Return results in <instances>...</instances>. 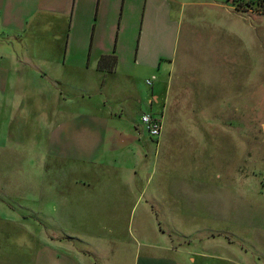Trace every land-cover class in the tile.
<instances>
[{"label": "crops", "instance_id": "obj_1", "mask_svg": "<svg viewBox=\"0 0 264 264\" xmlns=\"http://www.w3.org/2000/svg\"><path fill=\"white\" fill-rule=\"evenodd\" d=\"M226 3L233 0H0V155L9 156L0 162V254L16 235L15 204L26 205V216L44 217L34 233L39 238L29 224L39 264H197L160 226L139 247L140 226L188 215L195 189L203 193L206 219L228 216L242 227L243 200L232 214L223 213L238 202L234 193H216L208 155L215 133L228 137L230 129L164 127L154 141L140 123L154 112L164 126L188 9ZM224 110L226 121L227 101ZM203 144L199 175L186 163L185 174L174 176L188 148ZM169 157L173 164L158 174L157 164ZM24 172L33 173L28 186L21 183ZM257 208L252 204L250 230H239L264 234ZM225 236L239 239L237 247L225 244L226 257ZM207 240L203 250L223 264H264L263 249L237 229H211Z\"/></svg>", "mask_w": 264, "mask_h": 264}, {"label": "rangeland", "instance_id": "obj_2", "mask_svg": "<svg viewBox=\"0 0 264 264\" xmlns=\"http://www.w3.org/2000/svg\"><path fill=\"white\" fill-rule=\"evenodd\" d=\"M237 1L241 3L240 0ZM249 1L253 3L252 0ZM260 8L254 4L251 8L240 10L237 9V3L233 1L221 8L188 9L182 23L183 33L176 57V67L173 70L171 97L167 102L164 116L165 129L173 130L181 127L207 129L209 126L223 128L224 124L226 129H230L231 134L228 137L215 133L214 144L208 155L213 154L214 165L211 175L216 193L223 195L234 193L233 198L236 197L238 202L232 210L229 211L228 207V211L223 210V213L232 214L243 200L242 206L239 205V209H243V213L240 211L243 218L242 227L235 228L228 216L227 218L221 216L217 221L213 217L206 219L203 216L201 198L203 193L198 190L196 192L195 189V196L190 198L193 209L188 215H178L176 223L172 224L143 223L140 226L139 247L152 242L153 234L157 233L156 228L160 226L162 230L167 231L168 237H173H171L172 246L176 250L196 255L197 264H223L220 259L211 258L210 255L213 253L203 248L208 241L209 230L225 228L228 231L231 228L237 229L239 237L243 239L245 237L249 239L252 236L256 246L264 251V234L239 230H250L247 229V224L252 221L250 218L252 204L254 209L257 204L259 207L257 208L258 223L253 222V224L260 226L261 223L264 229V123H261L264 122V13ZM226 101L228 107L231 105V117L224 121ZM175 136L178 139L182 134L176 133ZM195 137L207 138L202 134ZM260 137L262 141L258 140ZM219 140L221 142L217 143ZM223 141L225 144L222 143ZM194 148L195 146L188 148L189 154H183L181 167L175 164L172 170L174 176L185 174L184 164L186 163L188 168L193 167L190 168V173L192 170L194 172L191 173L192 176L199 175L205 168L207 144L196 150ZM8 157L6 154L0 155V160ZM171 160L170 157L161 160L157 164L156 172L165 173V165L173 164ZM40 164L41 158L37 161L38 170ZM21 176L23 178L21 183L27 186L34 180L33 173L24 172ZM217 177L220 181L216 179ZM35 182H37L36 179ZM154 185L155 182L153 187ZM25 206L17 204L13 206L19 212L17 218L12 217V221H15L18 226L16 235L15 238L10 237L6 240L10 250L0 254V261L7 254L5 260L7 264L42 263V258L39 260L38 240L33 239L31 233L33 231L32 234L38 237L34 233L42 229L40 226L44 217L41 214L26 216V210L21 212V207ZM224 207H227L226 203ZM29 224L36 226L37 229L32 228L31 231ZM123 229L122 225L121 230L124 232ZM251 230L256 228L252 227ZM181 234L188 235L190 239L183 238ZM162 238L171 242L167 237ZM238 241L239 239L235 240L233 236H225L223 256L226 257L228 251L225 249V244L230 243L237 247ZM200 254H205L207 258H199ZM231 254L233 255V252ZM65 255L64 252H55L54 257H65ZM54 257L53 261H56Z\"/></svg>", "mask_w": 264, "mask_h": 264}, {"label": "built area", "instance_id": "obj_3", "mask_svg": "<svg viewBox=\"0 0 264 264\" xmlns=\"http://www.w3.org/2000/svg\"><path fill=\"white\" fill-rule=\"evenodd\" d=\"M140 123L152 140L160 139L164 129L162 115H156L154 112L144 113L140 117Z\"/></svg>", "mask_w": 264, "mask_h": 264}, {"label": "trees", "instance_id": "obj_4", "mask_svg": "<svg viewBox=\"0 0 264 264\" xmlns=\"http://www.w3.org/2000/svg\"><path fill=\"white\" fill-rule=\"evenodd\" d=\"M234 3H237V9H240V10H244L245 8H251L252 5L256 4L258 6H260L261 8V12L264 13V0H252L253 3L251 1H248V2H245L243 0H240V2H238L237 0H233Z\"/></svg>", "mask_w": 264, "mask_h": 264}]
</instances>
